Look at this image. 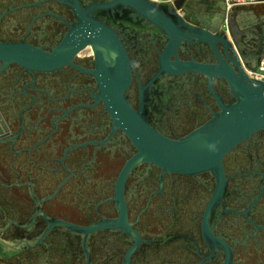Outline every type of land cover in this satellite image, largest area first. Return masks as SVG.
Wrapping results in <instances>:
<instances>
[{
    "label": "flooded vegetation",
    "instance_id": "obj_1",
    "mask_svg": "<svg viewBox=\"0 0 264 264\" xmlns=\"http://www.w3.org/2000/svg\"><path fill=\"white\" fill-rule=\"evenodd\" d=\"M111 1L0 0V42L69 58L44 71L0 61V264H264V129L224 154L212 199L213 170L126 167L137 148L106 109L120 91L171 140L212 122L236 100L227 78L174 62L253 78L264 3L159 5L179 32L212 35L171 51L164 30Z\"/></svg>",
    "mask_w": 264,
    "mask_h": 264
},
{
    "label": "water",
    "instance_id": "obj_2",
    "mask_svg": "<svg viewBox=\"0 0 264 264\" xmlns=\"http://www.w3.org/2000/svg\"><path fill=\"white\" fill-rule=\"evenodd\" d=\"M183 1L176 0L170 3V1L154 0H113L109 5L126 6L164 30L170 38L166 49L173 51L181 37H193L203 41H209L212 37L207 31L185 23L182 24L186 25L192 33L179 32L177 25L158 8L161 4H173L179 7ZM68 60V57L59 58L26 43L0 42L2 67L16 63L26 69L44 71L57 68ZM163 64L169 67L166 59ZM174 64L227 78L236 100L228 106H223L222 111L212 122L179 140L163 137L150 128L130 108L120 91L109 98L110 100L106 102V109L114 124L127 134L137 148V153L127 161L126 167L138 161H147L164 170L179 173L213 170L219 181L212 197L214 199L221 191L224 181L222 167L224 154L254 132L264 129V80L250 78L241 69L240 75L235 76L224 62L221 65H203L193 62L181 63L176 60ZM127 83L126 79L124 85ZM98 227H88L84 230L91 231ZM126 228L128 229L127 226Z\"/></svg>",
    "mask_w": 264,
    "mask_h": 264
},
{
    "label": "built area",
    "instance_id": "obj_3",
    "mask_svg": "<svg viewBox=\"0 0 264 264\" xmlns=\"http://www.w3.org/2000/svg\"><path fill=\"white\" fill-rule=\"evenodd\" d=\"M154 1H170V3H174L176 0H154ZM225 8L227 10H231L235 7L241 6H251L259 3H264V0H222ZM249 76L264 80V59H262L259 63V67L255 70L249 71Z\"/></svg>",
    "mask_w": 264,
    "mask_h": 264
}]
</instances>
